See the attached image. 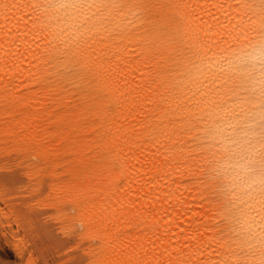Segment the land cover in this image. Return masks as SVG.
Returning <instances> with one entry per match:
<instances>
[{"label":"bare ground","instance_id":"6f19581e","mask_svg":"<svg viewBox=\"0 0 264 264\" xmlns=\"http://www.w3.org/2000/svg\"><path fill=\"white\" fill-rule=\"evenodd\" d=\"M0 180L21 256L264 264V0H0Z\"/></svg>","mask_w":264,"mask_h":264},{"label":"rangeland","instance_id":"374dc122","mask_svg":"<svg viewBox=\"0 0 264 264\" xmlns=\"http://www.w3.org/2000/svg\"><path fill=\"white\" fill-rule=\"evenodd\" d=\"M0 185H4L8 189L11 188L26 189V187L29 185V180H0ZM3 205L4 203L0 202V206L5 211L6 210L8 211L6 205L4 206ZM10 221L12 222V218L11 220L7 221L5 216L0 215V264H25V263L26 264H64L53 256H48V257L42 256L36 250H30L31 252L26 251L22 256L18 255L13 248V244L16 240V236L12 235V232H10L9 229L10 227L7 224ZM11 224L13 226V230L17 231L18 238L19 237L24 238V242H27L28 237L24 232V230L22 228H19L18 225L16 227L15 222L14 223L12 222ZM23 235H25L27 238L25 236L23 237ZM27 257L29 258L30 261H28ZM30 258L33 260L31 261ZM27 262H31V263H27Z\"/></svg>","mask_w":264,"mask_h":264},{"label":"clouds","instance_id":"9594fccd","mask_svg":"<svg viewBox=\"0 0 264 264\" xmlns=\"http://www.w3.org/2000/svg\"><path fill=\"white\" fill-rule=\"evenodd\" d=\"M257 58H258V56H254V57H253V59H257Z\"/></svg>","mask_w":264,"mask_h":264}]
</instances>
